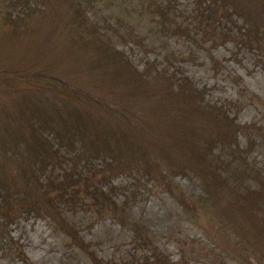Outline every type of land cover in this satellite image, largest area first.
<instances>
[{"label": "trees", "instance_id": "16d2710c", "mask_svg": "<svg viewBox=\"0 0 264 264\" xmlns=\"http://www.w3.org/2000/svg\"><path fill=\"white\" fill-rule=\"evenodd\" d=\"M143 1L164 30L208 45L216 68L221 61L211 46L231 38L222 20L234 26L241 17L235 41L264 53V0H245L252 2L246 3L249 11L239 0H194L189 22L177 18L172 0ZM91 2L0 0V82H17L0 86V232L20 212L47 215L91 264H119L97 256L65 218L64 207L88 203L96 215L130 226L134 247L143 253L126 264H189L187 249L171 260L152 243L143 222L129 219L127 195L117 202L112 182L118 172L135 169L173 192V176L189 170L218 216L204 228L213 244L247 264L251 258L264 264V174L246 158L254 135L264 140V126L237 122L235 101L208 99V89L174 64L179 58L173 52L163 65L153 59L138 67L111 40L107 28L113 27L90 19ZM118 34L143 45L131 27ZM240 131L246 148L238 144ZM6 164L26 186H16ZM176 198L187 210L199 202L183 192ZM232 236L234 244L228 242ZM3 248L21 264H32L17 241L3 242Z\"/></svg>", "mask_w": 264, "mask_h": 264}, {"label": "rangeland", "instance_id": "374dc122", "mask_svg": "<svg viewBox=\"0 0 264 264\" xmlns=\"http://www.w3.org/2000/svg\"><path fill=\"white\" fill-rule=\"evenodd\" d=\"M239 1L245 11H249L250 7L246 3L250 4L254 0ZM171 2L178 19L191 21L194 0ZM144 5L143 0H92L88 15L92 20L113 27L114 30L107 28L111 40L138 67L153 59L163 65L165 54L173 52L179 58L174 64L182 67L198 87L208 89V99L235 101L239 106L232 107L231 113L235 114L237 122L264 126V53L255 48L247 49L235 41L239 34L237 26L243 24L242 18L238 17L234 26L231 22L221 21L223 26L232 30L229 40L211 46V55L221 61V66L216 68L210 59L208 45L197 46L188 38L167 32L158 23L157 16L150 14ZM128 27L143 37L142 46L119 36L118 33L122 34ZM3 83L0 82L1 87L17 82L8 80ZM5 98L6 95L1 99ZM254 138L255 142L247 151L246 158L264 174V140L256 134ZM237 140L240 148L247 147L243 132L238 133ZM215 152L226 153L222 148L215 149ZM5 168L17 179L16 186L22 188L27 185L25 178L12 164H6ZM190 172H176L172 179L175 184L172 186L175 188L173 192L160 181L147 180L141 170L118 172L112 178L117 187L114 198L121 202L127 195L129 219L143 222L152 243L171 260H178L180 248L183 247L188 250L184 255L189 264H247L234 252L219 251L205 232L204 228L210 223L218 222V216L210 210L211 200L198 177ZM133 177L136 178L135 188L132 186ZM248 182L252 187L255 186L252 180ZM178 192L199 200L198 204L187 210L176 198ZM63 209L65 218L78 228L79 234L97 256L126 264L132 254L139 256L143 253V250L134 247L130 226L121 225L111 215H96L88 203ZM7 228L8 232H0V264H21L18 258L5 251L7 248H3V242L9 244L13 241L22 245L32 264H91L85 250L70 244L68 236L56 229L47 215L26 216L20 212ZM235 240V236H232L228 242L234 244ZM251 261L254 264L252 258Z\"/></svg>", "mask_w": 264, "mask_h": 264}]
</instances>
